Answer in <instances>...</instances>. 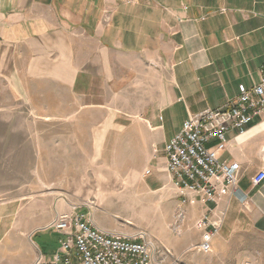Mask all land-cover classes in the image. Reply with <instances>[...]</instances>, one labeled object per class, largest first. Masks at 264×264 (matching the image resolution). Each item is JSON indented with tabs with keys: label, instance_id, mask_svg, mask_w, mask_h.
<instances>
[{
	"label": "crops",
	"instance_id": "crops-1",
	"mask_svg": "<svg viewBox=\"0 0 264 264\" xmlns=\"http://www.w3.org/2000/svg\"><path fill=\"white\" fill-rule=\"evenodd\" d=\"M99 50L118 60H102ZM263 65L264 0H0V77L13 101L29 104L35 116L49 122V134L57 128L52 151H58L53 154L58 174L49 181L61 183L42 201L0 205V264L52 258L63 235L51 222L76 211L72 204L98 196L89 173L117 146L139 150L134 172L153 194L158 231L148 235L171 251L169 264L194 257L190 247L201 243L203 234L195 222L204 216L210 230L219 225L213 252H224L239 233L264 234V181H252L264 169V128L257 129L264 114L242 134L230 130L226 149L219 152L221 160L238 165L240 194L215 201L198 197L185 206L179 232L172 226L182 196L162 152L190 115L223 107L250 89ZM117 69L121 85L140 89L115 92ZM119 96L133 105L117 107ZM155 147L161 153L154 159ZM53 156L48 152L50 166ZM145 167L152 168L146 177Z\"/></svg>",
	"mask_w": 264,
	"mask_h": 264
},
{
	"label": "rangeland",
	"instance_id": "rangeland-1",
	"mask_svg": "<svg viewBox=\"0 0 264 264\" xmlns=\"http://www.w3.org/2000/svg\"><path fill=\"white\" fill-rule=\"evenodd\" d=\"M99 58L118 60V56L101 50H99ZM97 72L99 75L103 73L101 69ZM115 73L117 75L114 81H119L114 84L115 92L140 89V86L121 85L122 72L117 69ZM99 82L98 85L102 83V81L100 84ZM129 103L133 105L131 102H123L121 96L115 100V105L120 108L122 105L128 106ZM33 112L34 109L29 104L11 99L9 88L0 77V205L5 203L9 207H17L24 206L32 200L42 201L48 192L61 186V183L49 181L58 174V159L53 156V154L57 155L58 151H52V138H56L57 128L51 129L49 134V122L35 116ZM54 126L57 127V125ZM52 127L53 124L50 122V128ZM48 152L51 157H54V162L51 163L55 165H49ZM138 152L139 150L122 149L121 146L107 150L106 156L99 159L98 165L93 166V171L89 173L93 179H96L95 192L98 196L82 199L72 205L82 206L75 208L77 211L89 213L90 210L94 224L96 221L118 229L112 232L135 234L138 231H144L156 237L158 231L154 226L155 219H152L154 209H151L153 194L148 193L143 184L137 181L134 172L135 163L140 157ZM162 152L165 158L164 147ZM160 153L159 148H153L154 159ZM62 163L61 168L64 171L66 169L64 154ZM148 170L150 173H147ZM151 173L152 168L145 167L144 176ZM63 186H65L64 182ZM150 239L155 244L158 258L162 254L164 264H169L168 257L172 254L171 251L166 248L161 250L155 239ZM227 242V246L223 248L224 252L210 251L211 254L208 255L204 254L210 252L199 249V242L190 247L189 253L194 257L183 264H264V234L254 231L242 232ZM198 250L204 254H197Z\"/></svg>",
	"mask_w": 264,
	"mask_h": 264
},
{
	"label": "built area",
	"instance_id": "built-area-1",
	"mask_svg": "<svg viewBox=\"0 0 264 264\" xmlns=\"http://www.w3.org/2000/svg\"><path fill=\"white\" fill-rule=\"evenodd\" d=\"M263 114L264 65L258 82L250 89L223 107L190 115L182 129L165 144L166 169L182 196L172 226L174 232H179L186 216L185 206L196 203L198 197L215 201L227 193L240 194L239 167L235 162L221 160L219 152L226 149V134L230 130L236 128L242 134L255 117ZM212 141L215 142L212 144ZM252 181L262 183L264 169L254 174ZM77 207L82 206L73 205V209ZM75 210L59 215L50 224L63 237L51 259L39 256L35 264H164L162 256L154 261L156 247L147 232L126 234L102 230L88 212ZM209 225L207 216L195 222L203 231L199 244L203 252L212 251V239L219 226L210 230Z\"/></svg>",
	"mask_w": 264,
	"mask_h": 264
},
{
	"label": "bare ground",
	"instance_id": "bare-ground-1",
	"mask_svg": "<svg viewBox=\"0 0 264 264\" xmlns=\"http://www.w3.org/2000/svg\"><path fill=\"white\" fill-rule=\"evenodd\" d=\"M259 128H264V123L261 124L257 129L259 130ZM254 129H256V128H254Z\"/></svg>",
	"mask_w": 264,
	"mask_h": 264
}]
</instances>
